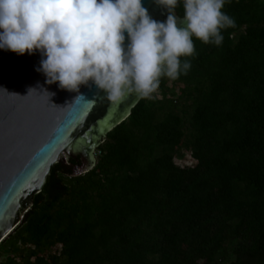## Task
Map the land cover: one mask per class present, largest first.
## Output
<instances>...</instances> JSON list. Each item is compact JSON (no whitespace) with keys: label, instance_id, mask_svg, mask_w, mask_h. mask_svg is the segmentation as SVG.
<instances>
[{"label":"trees","instance_id":"1","mask_svg":"<svg viewBox=\"0 0 264 264\" xmlns=\"http://www.w3.org/2000/svg\"><path fill=\"white\" fill-rule=\"evenodd\" d=\"M222 10L235 26L220 46L194 37L191 68L179 76L205 82L190 122L196 165L173 162L183 136L173 103L140 99L107 133L94 168L74 175L79 161L58 162L33 195L23 228L30 241L55 236L63 259L54 264H220L235 240L237 253L264 264V7L231 0ZM176 11L183 16L182 5ZM68 197L81 206L61 209Z\"/></svg>","mask_w":264,"mask_h":264},{"label":"clouds","instance_id":"2","mask_svg":"<svg viewBox=\"0 0 264 264\" xmlns=\"http://www.w3.org/2000/svg\"><path fill=\"white\" fill-rule=\"evenodd\" d=\"M154 2L167 9L166 21L153 19L143 0H0V49L39 51L36 70L61 89L91 83L113 102L154 99L162 78L190 70L194 37L220 46L222 30L235 26L222 10L231 0Z\"/></svg>","mask_w":264,"mask_h":264},{"label":"water","instance_id":"3","mask_svg":"<svg viewBox=\"0 0 264 264\" xmlns=\"http://www.w3.org/2000/svg\"><path fill=\"white\" fill-rule=\"evenodd\" d=\"M143 4L153 19L166 21V8L154 0ZM41 59L39 51L20 55L0 49V243L21 224L51 167L72 158L79 161L74 175L90 171L107 133L141 99L130 95L113 102L91 83L79 92L61 89L58 82L49 85L36 70Z\"/></svg>","mask_w":264,"mask_h":264},{"label":"rangeland","instance_id":"4","mask_svg":"<svg viewBox=\"0 0 264 264\" xmlns=\"http://www.w3.org/2000/svg\"><path fill=\"white\" fill-rule=\"evenodd\" d=\"M261 5L264 7V0H260ZM241 32L233 33V37L236 38L233 41V46L237 44V38L240 36ZM205 86L204 80H198L193 83H186L181 80H170L168 78H162L158 93L155 94L154 99H144L148 107L158 108L164 101H171L174 105L175 114L181 119L183 126V136L178 145L175 146L173 152V162L175 165L181 168L193 167L196 165L197 160L194 158L192 151L193 146L191 141L193 139V134L191 131L190 122L192 121V116L195 111V106L197 104V96L200 94V90ZM157 154V153H156ZM96 164L103 157V153L97 148L95 150ZM65 157L64 154L59 155V160ZM59 162V161H58ZM94 166V167H95ZM93 167V168H94ZM80 175V174H76ZM93 194L90 195L88 203L93 204V211L98 208L97 201L94 199ZM61 205V209L71 208L72 206H81L82 202L76 200L72 197L65 198ZM83 214V213H81ZM84 215H82L83 217ZM18 235L16 237V244L14 247L3 245L1 247V261H6L11 259L15 264H26L29 261L30 264H54V260H62V249L59 242L55 241L54 237H46L40 239V248L36 249V242L30 241L29 232L23 228V222L19 224L16 229L6 238L10 236ZM242 240H235L231 243L226 244L227 252L226 258L219 261L220 264H257L255 259H249L246 257L245 253H237ZM35 252V253H32ZM238 258L241 261H238ZM39 262V263H38Z\"/></svg>","mask_w":264,"mask_h":264},{"label":"built area","instance_id":"5","mask_svg":"<svg viewBox=\"0 0 264 264\" xmlns=\"http://www.w3.org/2000/svg\"><path fill=\"white\" fill-rule=\"evenodd\" d=\"M78 174H81V173H78Z\"/></svg>","mask_w":264,"mask_h":264}]
</instances>
